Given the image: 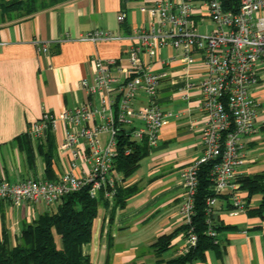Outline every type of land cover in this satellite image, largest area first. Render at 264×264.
<instances>
[{
    "label": "crops",
    "instance_id": "1",
    "mask_svg": "<svg viewBox=\"0 0 264 264\" xmlns=\"http://www.w3.org/2000/svg\"><path fill=\"white\" fill-rule=\"evenodd\" d=\"M157 1L58 0L19 19L9 20L0 13V180H49L69 171V157L59 150L63 124L39 139L34 137L35 124L44 113L58 116L87 101L80 83L91 76V57L126 64L130 37L149 21L140 9ZM120 13L126 14L123 23L117 21ZM194 22L202 28L199 18ZM96 30L107 31L117 39L81 40ZM40 45L47 48L45 53L38 51ZM175 54L164 49L157 57ZM168 71L156 102L163 111H173L176 116L161 129L157 145L149 147L132 176L123 178L111 171L116 188L131 189L133 194L123 206H115L114 197L103 195L108 205L99 206L92 239L82 248L91 264H157L182 255L185 236L179 205L184 187L179 175L202 153V99L193 88L183 100L178 88L188 82V75L177 64ZM200 71L199 66L192 67V82H197ZM257 75L258 83L251 91L257 104L256 131L245 141L244 164L237 169V177L264 173V60ZM148 102L142 94L135 108ZM46 158L51 163L49 173ZM87 171L88 165L79 159L74 173ZM260 202L261 196L254 195L243 212L231 214L227 195L220 197L212 212L215 225L220 227L218 245L186 264H264V216L250 212ZM36 207L0 202V240L6 230L8 245L14 247L22 226L47 211ZM170 234V248L159 256L154 245L159 237Z\"/></svg>",
    "mask_w": 264,
    "mask_h": 264
},
{
    "label": "built area",
    "instance_id": "2",
    "mask_svg": "<svg viewBox=\"0 0 264 264\" xmlns=\"http://www.w3.org/2000/svg\"><path fill=\"white\" fill-rule=\"evenodd\" d=\"M199 2L159 0L150 7H142L140 11L149 21L130 37L125 65L115 60L90 58L91 76L80 83L87 101L58 116L44 113L35 124L37 139L48 127L54 130L63 124L64 137L59 150L69 157V171L54 181L1 179L0 202L14 207L42 205L53 211L65 195L83 187H87L91 198L99 197L104 189H107L106 198L113 197L117 183L111 171L117 136L123 132L150 148L157 145L161 129L176 116L173 111H163L158 106V90L169 77L168 69L177 64L189 77L178 92L187 100L196 88L201 95L203 116L201 156L179 175L184 187L179 215L183 226L188 228L181 254H187L197 243L191 224L201 165L213 164L211 183L215 197L206 200L207 215L212 214L218 196L223 195L229 199L231 214L246 209L244 192L235 179L237 169L244 164L245 141L256 131L257 104L251 91L258 83V67L264 60V0ZM125 18L126 14L120 13L118 23H123ZM195 18L202 22L201 29ZM114 39H117L115 35L96 30L81 40ZM164 49L176 54L158 58L157 53ZM38 51L45 53L47 48L40 45ZM195 66L201 68L196 83L192 82ZM142 94L149 102L135 108ZM79 159L88 165V171L82 175L74 173ZM207 223L210 227L209 218ZM207 235L219 243L218 234L211 228Z\"/></svg>",
    "mask_w": 264,
    "mask_h": 264
},
{
    "label": "trees",
    "instance_id": "3",
    "mask_svg": "<svg viewBox=\"0 0 264 264\" xmlns=\"http://www.w3.org/2000/svg\"><path fill=\"white\" fill-rule=\"evenodd\" d=\"M15 9H17L15 6L5 3L1 14L6 16L7 13L4 11ZM49 131L51 128L48 127L45 137ZM115 153L112 170L120 173L123 178H128L138 170L140 161L149 153V147L145 142L138 143L131 140L127 134L120 132L117 136ZM212 167L213 164L209 162L201 165L198 170V187L191 224L197 236L195 247L187 254L165 262L158 261L157 264H186L218 245L207 235L209 228L217 234L220 230V227L214 223V215L206 213V200L215 197L211 183ZM50 171L51 163L49 158H46V172ZM235 183L245 192L247 204L252 196H261L259 206L250 212L264 216V173L237 177ZM105 190L107 189L102 190L97 198L90 197L87 187L65 195L55 210L46 211L31 223L22 226L14 247L8 245L7 231L3 230L0 240V264H91L90 259L83 254L82 248L92 239L93 224L98 216L99 206L108 205L103 196ZM132 194L131 189L117 188L113 196L115 206H123L125 199ZM220 197L224 195L218 196ZM208 218L210 227L207 223ZM187 230V227H182L184 235ZM172 237L173 234L159 237L154 245L159 256L170 248Z\"/></svg>",
    "mask_w": 264,
    "mask_h": 264
},
{
    "label": "rangeland",
    "instance_id": "4",
    "mask_svg": "<svg viewBox=\"0 0 264 264\" xmlns=\"http://www.w3.org/2000/svg\"><path fill=\"white\" fill-rule=\"evenodd\" d=\"M56 2H58V0H0V5L2 6H0V13L3 11V6L5 3H8L11 6L13 5L17 9L8 10V12L4 11V13H7L6 18H8L9 20H14L26 17L44 8H49V6L55 4ZM36 206V208L41 211L40 207L42 205Z\"/></svg>",
    "mask_w": 264,
    "mask_h": 264
}]
</instances>
